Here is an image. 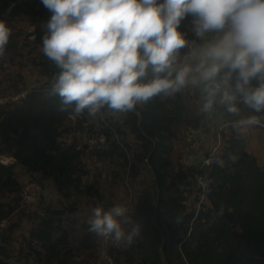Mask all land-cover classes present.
I'll use <instances>...</instances> for the list:
<instances>
[{"label": "trees", "instance_id": "trees-1", "mask_svg": "<svg viewBox=\"0 0 264 264\" xmlns=\"http://www.w3.org/2000/svg\"><path fill=\"white\" fill-rule=\"evenodd\" d=\"M13 1L16 0H0V20L11 29L5 54L0 56V71L9 62L34 54L30 62L46 80L41 87L30 89L27 97L0 104V153L20 161L30 176L51 182L68 201L61 208L46 205L41 214L27 216L32 227L25 255L33 257L37 264H62L71 259V229L77 223L81 199L107 200L113 206L125 174L136 180L143 169L152 167L155 176L147 186L140 181L145 189L134 199L128 213L132 223L126 225L127 231L138 227L139 234L134 238L137 250L118 252L126 263L165 264L163 248L167 264H264V167L246 149L245 140L232 127L230 134L223 133V148L204 190L195 185L197 167L185 164L183 153L173 157L179 143L189 146L188 140L205 114L199 110L202 103L189 106L182 91L138 104L135 109L143 114V130L138 124L139 114L132 111L120 112L105 106L96 115L101 118L105 113L110 122L103 121L100 127L90 120L87 111H60V98L50 94L59 70L42 52L50 13L41 0H21L6 14ZM23 20L32 27L26 37L15 24ZM179 30L185 38L201 42L191 23ZM184 51L181 50V59ZM4 79L0 78V95L4 93ZM147 79H152L150 68ZM141 82H145L144 78ZM13 88V94L22 91L16 84ZM99 133L106 138L105 146L91 147L88 140L96 139ZM82 136L87 142H79ZM230 155L238 159L233 162ZM88 158L107 160L111 164L109 173L103 176L97 170L92 172ZM217 160H223L224 166H219ZM21 189L16 170L0 165V219L10 216L16 208L2 198ZM187 193H195L196 201L203 194L205 202L200 208H192L185 202ZM177 216L182 222L174 225L172 221ZM82 226L87 235L80 246L86 249L90 246L89 225L84 221Z\"/></svg>", "mask_w": 264, "mask_h": 264}, {"label": "clouds", "instance_id": "clouds-1", "mask_svg": "<svg viewBox=\"0 0 264 264\" xmlns=\"http://www.w3.org/2000/svg\"><path fill=\"white\" fill-rule=\"evenodd\" d=\"M50 13L43 54L58 73L50 94L60 111H87L105 106L128 112L163 94L174 96L188 86L200 87L210 113L222 106L234 117L241 105L264 114V0H41ZM191 17L193 46L179 29ZM11 29L0 20V56ZM189 52L181 59V50ZM151 69L152 79L147 76ZM144 78L145 82H141ZM239 133L261 121L257 116L233 120ZM235 162L238 157L230 155ZM224 166L223 160H217ZM173 224L182 221L177 216ZM88 231L115 245L132 244L139 228L128 208L92 209Z\"/></svg>", "mask_w": 264, "mask_h": 264}, {"label": "rangeland", "instance_id": "rangeland-1", "mask_svg": "<svg viewBox=\"0 0 264 264\" xmlns=\"http://www.w3.org/2000/svg\"><path fill=\"white\" fill-rule=\"evenodd\" d=\"M20 2L21 0L16 1V3ZM15 24L17 29L23 30L22 37L29 36L30 29H32L29 22L23 20V22L18 21L15 22ZM210 39H212L211 35L206 36L205 43ZM203 44L204 43L201 41L197 43V45L195 44V46ZM27 51L28 50L23 51V53L26 55ZM32 56H34V54H31L24 58H18L16 59V61H14V63L9 62V66L6 69L0 71V78L2 76L5 77V82H3L2 85L4 93L0 95V100L8 99V97H6L8 96V93L9 95H13V86L15 84L20 89L22 88V91L33 89L34 86L41 87L43 85L46 79L42 80V78L40 77L39 69L35 68L31 64L30 61ZM198 91L202 92L201 88L194 86H188L187 91L183 90V95L186 98L189 106H194L199 102L203 105V96L199 97V95L197 94ZM202 105L199 109L200 111L202 109ZM240 107L241 113L236 118H245L247 116L246 112L248 109L243 105H241ZM203 113L204 112H202V115ZM110 114L114 113L111 111ZM101 115V118L98 117V115L90 116V120L95 122L96 126L98 127H100L101 122L103 121L106 122V124L110 122L109 115L105 113H101ZM203 116L204 117L199 128L193 131L192 136L188 140L189 146L187 148L183 147V143H179L177 145L173 156L175 159L179 155L178 153H183L182 159L184 163L186 162L188 164L199 165L202 158L206 155L207 148L212 140H221L223 145L221 132H223V129L225 130L226 127L224 121L229 118L228 116L231 117L232 115L228 114L222 106L216 105L213 112L205 113ZM230 121L233 120L231 119ZM77 137L78 135L73 136L72 139L74 140ZM83 137L84 136H82V139H79L80 143L85 142L83 140ZM87 162L92 172L94 170H97L98 172H102L103 176H106V174H108L110 171L111 164L107 160L96 161L93 158H88ZM16 171L22 189H24L26 186H28V184L31 183H39L43 188L42 192L37 198L38 204L34 205L32 210L29 211L20 206L22 189L19 192L8 194L2 198L3 201H7L12 205H16V208L15 212H13L9 217L10 222L8 223L7 227L2 232H0V264H13V256H18V260L23 264H37L33 257L25 255V253L28 251L26 243L29 239L30 229L32 227V222L28 219L27 216L35 212L41 214V208L46 205L52 206L54 208H61L64 204H67L68 201L64 196L59 194V192L55 189V187H53L51 182L45 181L44 183L39 177L26 175L22 166H18L16 168ZM139 174V178L136 180L127 176V173L125 174L126 177L119 183L120 185L117 191L118 195L114 201V205H124L128 207V209L129 207H132L134 205V199L139 193L143 192V190L145 189V184L147 186L148 182H150L152 178V173L150 172L149 167L143 169ZM140 181L146 183L140 184ZM186 202L188 206L192 207L195 202V198L191 195H188ZM80 204L81 208L79 210L77 223L74 225L73 229H71V231L73 232V236L70 242L74 256L71 259L64 261L62 264H105V262L103 261V252L100 245L101 237H97L93 233H89V248L84 249L80 246L82 238L87 235L86 230H84L82 226V223L84 221L87 223L88 219L91 217L92 209L94 207L102 206L105 210H107L112 206L108 204L107 200L96 201L93 199H81V201L79 202V206ZM127 230L128 229L126 228V231ZM4 238H6V241H4ZM115 246L116 245H114L113 247ZM120 250H128L129 252L137 250L136 241L133 240L132 244L130 245L127 244V242H122L119 246H117L116 250H113V255H115L116 259L117 257L119 259H117L118 264H128L129 262L126 260L128 262L126 263L123 260L121 254H118ZM136 256L137 253L134 252V257Z\"/></svg>", "mask_w": 264, "mask_h": 264}, {"label": "built area", "instance_id": "built-area-1", "mask_svg": "<svg viewBox=\"0 0 264 264\" xmlns=\"http://www.w3.org/2000/svg\"><path fill=\"white\" fill-rule=\"evenodd\" d=\"M16 1L10 2L9 6L6 8V12H5L6 14L10 13L13 10V8L16 7V5L18 4L16 3ZM189 23H191V19L182 21L180 28L187 27ZM186 40H188L193 44V46H195L196 43L194 41L190 40L189 38H186ZM188 52H189V48H185L183 56ZM22 92L13 94L10 97H8V99L6 100L5 99L0 100V104H4L6 102H11V101L15 102L22 97H27L30 94V89H27V91H22ZM84 141L87 142L86 139ZM88 142L91 145V147L94 148L103 147L106 144V138L102 133H99L96 139L88 140ZM222 148L223 145L221 140H217V139L212 140L207 148L206 155L202 158L200 164L196 165L197 168L194 172V181H195V185L198 188H202L204 190L207 188L208 182L210 180L211 172L216 162L217 155L220 153ZM0 165L4 167H13L15 169L18 166H21V162L16 160L10 154L0 153ZM42 188L43 187L39 183L28 184V186L22 189V194L20 197V206L22 208H25L27 211L32 210L33 206L38 204L37 198L39 194L42 192ZM205 199H206L205 195L202 194L199 201H196L195 199L192 208H200L201 204L205 202ZM129 210H131V207H129L128 213ZM9 217L10 216H6L3 219H0V232H2L7 227L8 223L10 222ZM100 245L103 252V261L105 262V264H118L115 259V255H113V250H116L117 246L119 245L113 247L115 245L113 241L111 239H105V238H101ZM18 259H19L18 256L17 257L13 256L12 263L23 264Z\"/></svg>", "mask_w": 264, "mask_h": 264}, {"label": "crops", "instance_id": "crops-1", "mask_svg": "<svg viewBox=\"0 0 264 264\" xmlns=\"http://www.w3.org/2000/svg\"><path fill=\"white\" fill-rule=\"evenodd\" d=\"M201 41L203 43H205V38L201 39ZM199 46H201V45H199ZM40 77L42 78V80L43 79L45 80V77L42 76L41 74H40ZM187 89H188V87L182 89L181 91L182 92H183V90L187 91ZM198 92L200 93V95L203 96L202 92H200V91H198ZM246 113H247V116L245 118L255 115L261 121V123H259L257 125L249 126V127L245 128V129H242L238 133V136H240L241 138H243L245 140L246 149L248 151H250L251 153H253L257 157L259 164L264 167V114L254 113L250 109H248ZM228 117L229 118L224 121V124H225L226 127H225V130L223 129V132H221L222 135H223V133H225L227 135L230 134V130H231V127H232V123H231L232 121H230L231 119L232 120L241 119L240 117L236 118L234 116H231V117L228 116ZM222 138H223V136H222ZM224 141L225 140L223 138V143H224ZM185 164H188V163L185 162ZM188 165H193L194 166L195 164H188ZM15 170H16V168H15ZM24 173L26 175H29V174L26 173L25 169H24ZM190 195L194 197L193 194H190ZM187 196H188V193L185 196V200L187 199Z\"/></svg>", "mask_w": 264, "mask_h": 264}, {"label": "water", "instance_id": "water-1", "mask_svg": "<svg viewBox=\"0 0 264 264\" xmlns=\"http://www.w3.org/2000/svg\"><path fill=\"white\" fill-rule=\"evenodd\" d=\"M48 16H43V19H46ZM132 112H136L139 114V120H138V124H139V127L142 129V120H143V114L140 110H137V109H134V110H131ZM143 130V129H142ZM156 146V145H155ZM151 173L153 176H155V173H154V170L152 167H149ZM161 254H162V258H163V261L165 264H167L166 262V258H165V255H164V249L162 248V251H161Z\"/></svg>", "mask_w": 264, "mask_h": 264}]
</instances>
